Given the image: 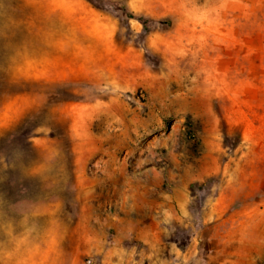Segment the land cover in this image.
<instances>
[{
  "label": "rangeland",
  "instance_id": "1",
  "mask_svg": "<svg viewBox=\"0 0 264 264\" xmlns=\"http://www.w3.org/2000/svg\"><path fill=\"white\" fill-rule=\"evenodd\" d=\"M87 160L91 211L264 264V0H0V264H94Z\"/></svg>",
  "mask_w": 264,
  "mask_h": 264
},
{
  "label": "crops",
  "instance_id": "2",
  "mask_svg": "<svg viewBox=\"0 0 264 264\" xmlns=\"http://www.w3.org/2000/svg\"><path fill=\"white\" fill-rule=\"evenodd\" d=\"M93 162L87 160V254H92L94 264H182L186 263L188 256L181 248L171 241H164L165 229L163 227H152L147 220H141L145 224L137 226L140 211H91L93 202L101 205L105 199L103 185H115L113 190H118L116 185L123 178V173L118 171L121 168L115 164V176L107 178L106 170L108 163L105 161L100 174H92L88 169ZM119 173V175H118ZM99 185V188H92L91 185ZM94 191V192H93ZM97 191V193H95ZM105 191V190H104ZM106 208V207H105ZM147 215L148 211H142ZM114 229L116 236L109 237V230ZM137 241V243L135 242Z\"/></svg>",
  "mask_w": 264,
  "mask_h": 264
}]
</instances>
